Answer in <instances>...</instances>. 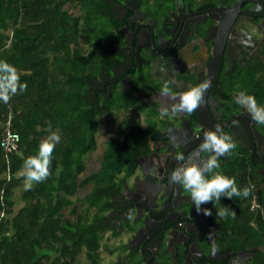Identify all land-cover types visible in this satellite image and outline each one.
<instances>
[{
    "label": "trees",
    "instance_id": "16d2710c",
    "mask_svg": "<svg viewBox=\"0 0 264 264\" xmlns=\"http://www.w3.org/2000/svg\"><path fill=\"white\" fill-rule=\"evenodd\" d=\"M205 1L215 5L223 0ZM122 2L0 0V60L14 65L27 83L25 92L6 104L0 102V138L8 114L11 130L19 135L18 149L6 158L0 147V264H101V248L113 251L101 244L107 229L104 214L133 172L136 155L150 133L135 114L145 96L139 93L138 82L126 93L111 86L106 95L107 84L97 90L124 59L119 46L125 20L120 21L115 10ZM168 2L141 0V5L155 16L159 11L155 8L167 9ZM261 54L243 75L236 66L221 77L228 78L226 96L236 88L257 103L264 101V48ZM103 111L118 112L120 137L105 140L98 168L86 172L84 158L97 147ZM113 122L109 116L107 127ZM53 131L61 139L52 155L51 174L25 190L23 162ZM233 157V165L225 164L221 173L234 177L239 187L254 185L252 195L221 197L213 207L216 211L224 205L236 212L234 219L225 217L226 245L233 250L260 245L263 250H255L246 264H264V189L246 151ZM84 185H89L88 192L76 196ZM252 199L258 207H251ZM81 252L87 263L78 261Z\"/></svg>",
    "mask_w": 264,
    "mask_h": 264
},
{
    "label": "flooded vegetation",
    "instance_id": "af4514ba",
    "mask_svg": "<svg viewBox=\"0 0 264 264\" xmlns=\"http://www.w3.org/2000/svg\"><path fill=\"white\" fill-rule=\"evenodd\" d=\"M233 2L169 0L167 9L155 8L159 10L155 16L147 14L141 0L115 5L119 20H125L119 46L124 59L97 90L107 84L106 95L111 86L126 93L138 82L139 93L145 96L135 114L150 133L147 145L136 155L133 172L104 214L106 231L115 233L112 238L119 245L115 259L106 264H246L255 250H263L260 245L235 250L227 246L229 227L225 218L215 216L213 204L202 205L211 209V216L197 213L189 195L170 180L179 163L175 154L188 157L202 142L203 133L220 125L236 148L221 157L218 171L225 164L233 165V156L240 157L245 150L264 189V125L255 123L242 106L247 97L242 90L235 88L229 97L225 95L228 78H221L236 66L243 75L251 60L261 59L264 3H242L240 8L248 12L237 13L231 26L219 28L222 14L216 8ZM220 36L225 37L224 49L209 82V62ZM205 81L209 87L203 102L191 115L161 117L165 98L159 93L165 83L178 93ZM257 104L264 106V101Z\"/></svg>",
    "mask_w": 264,
    "mask_h": 264
},
{
    "label": "clouds",
    "instance_id": "9594fccd",
    "mask_svg": "<svg viewBox=\"0 0 264 264\" xmlns=\"http://www.w3.org/2000/svg\"><path fill=\"white\" fill-rule=\"evenodd\" d=\"M208 87L209 83L205 81L185 91L173 93L170 85L165 83L159 93L165 98L160 108L161 117L181 113L191 115L201 106L203 94ZM26 90L27 83L21 81L17 68L6 60H0V102L6 104L14 96ZM169 100L172 102L168 103ZM237 103L241 101L238 99ZM242 106L246 108L255 123L264 125V106L257 104L255 97L247 96ZM60 139L58 132H51L47 138L40 141L36 154L24 160L21 175L25 180V190H32L34 184L42 183L50 176L52 155ZM235 148L236 144L232 138L223 132L220 125H217L214 130L203 133L202 142L191 155L185 157L183 153L175 154V159L179 163L171 172L170 180L181 186L189 195L197 213L203 212L205 216H211L213 214L211 209L202 208V205L210 202L220 203L221 197L233 199L248 198L252 195L254 185L239 187L234 177L218 171L221 157H225ZM215 216L220 219L230 216L234 219L236 212L223 205L216 209ZM208 238H212L211 232Z\"/></svg>",
    "mask_w": 264,
    "mask_h": 264
},
{
    "label": "rangeland",
    "instance_id": "374dc122",
    "mask_svg": "<svg viewBox=\"0 0 264 264\" xmlns=\"http://www.w3.org/2000/svg\"><path fill=\"white\" fill-rule=\"evenodd\" d=\"M75 11V9H74ZM111 117V120H113L114 122L112 123L111 127L108 128L107 127V119L108 117ZM99 124H98V131H97V147L94 151H90L84 158V163L86 165V172H89L91 170H95L98 168L99 166V161L101 158V151L103 150L104 147V142L105 140L110 137V136H119L120 134L116 131L117 128V124L118 120H120V116L118 117V114L116 112H114V115H108V113L106 112H102L101 115L99 116ZM89 190V185H84L78 188L76 196L78 197H82L83 195H85ZM21 192V190H18L16 192V194L18 195ZM22 204L21 200L16 202L13 206L14 211L17 210V208ZM81 209L80 206H78V211ZM65 214H68V211L65 212ZM101 244L103 246H108L109 249L110 248H114V247H118V241L116 239L113 240L112 235L108 232L105 231L103 233V238L101 240ZM102 246V247H103ZM101 255H102V260H101V264H106L109 261L115 259V254L109 253V251H107L104 247L101 248ZM78 261L79 262H84L87 263V260L85 258V254L84 252H81L78 255Z\"/></svg>",
    "mask_w": 264,
    "mask_h": 264
},
{
    "label": "water",
    "instance_id": "95a60500",
    "mask_svg": "<svg viewBox=\"0 0 264 264\" xmlns=\"http://www.w3.org/2000/svg\"><path fill=\"white\" fill-rule=\"evenodd\" d=\"M249 1H252L253 3H255V1H259V0H234L233 4L229 7H226V8L218 7V8H216L222 14V18H221V21L219 23V28H221L223 25H226V23L228 24V26H231V24L235 18V15L237 13L248 12V11L242 10L240 8V6L242 3L249 2ZM260 1H262V3H264V0H260ZM224 44H225V37L224 36H222V37L220 36V37L216 38L215 46L213 49V54L210 58L209 67H208L210 70L209 82H210V80L214 74V71L217 67L219 58H220L221 53L224 49ZM196 114H197L198 120L202 121L200 113L198 111H196ZM241 137L244 140V142L246 143V139L244 138V135L241 134Z\"/></svg>",
    "mask_w": 264,
    "mask_h": 264
},
{
    "label": "built area",
    "instance_id": "2783aa9c",
    "mask_svg": "<svg viewBox=\"0 0 264 264\" xmlns=\"http://www.w3.org/2000/svg\"><path fill=\"white\" fill-rule=\"evenodd\" d=\"M18 145H19V135L18 133L11 130L10 114H8L3 124V129L0 138V147L4 153L5 158L7 157V154L16 151L18 149ZM255 206L256 203L254 199H252L251 207L253 208Z\"/></svg>",
    "mask_w": 264,
    "mask_h": 264
},
{
    "label": "crops",
    "instance_id": "0c3cea01",
    "mask_svg": "<svg viewBox=\"0 0 264 264\" xmlns=\"http://www.w3.org/2000/svg\"><path fill=\"white\" fill-rule=\"evenodd\" d=\"M97 144H98V142H97ZM106 230H107V229H106ZM111 235H112V234H111ZM107 247H108V246H107ZM110 249L113 250L112 252H113L114 254H116V253L119 252V251H118L119 248H116V247L113 248V247H112V248H110Z\"/></svg>",
    "mask_w": 264,
    "mask_h": 264
}]
</instances>
